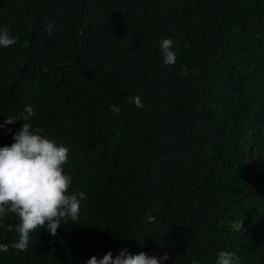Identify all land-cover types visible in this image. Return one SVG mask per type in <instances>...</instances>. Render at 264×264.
Listing matches in <instances>:
<instances>
[{"label": "trees", "instance_id": "1", "mask_svg": "<svg viewBox=\"0 0 264 264\" xmlns=\"http://www.w3.org/2000/svg\"><path fill=\"white\" fill-rule=\"evenodd\" d=\"M5 27L17 43L0 47V147L24 123L42 129L69 149L66 194L86 198L76 222L37 228L23 252L11 248L18 218H0V264L121 249L264 264V0H0ZM27 105L35 115L18 119Z\"/></svg>", "mask_w": 264, "mask_h": 264}, {"label": "clouds", "instance_id": "2", "mask_svg": "<svg viewBox=\"0 0 264 264\" xmlns=\"http://www.w3.org/2000/svg\"><path fill=\"white\" fill-rule=\"evenodd\" d=\"M52 30L51 24L46 26L49 36L52 35ZM16 43L17 40L9 35L6 27L0 30V47H10ZM173 43L172 39L160 41V53L165 65L176 63L177 54L172 50ZM187 71L185 68L182 74L187 75ZM127 99L136 107H143L139 96ZM110 110L115 114L121 111L115 105ZM34 115V108L27 105L18 119L28 120ZM14 122L13 118L6 117L4 124ZM42 131L37 128L32 132L30 125L24 123L13 134L14 143L0 147V218L5 215H15L18 218L15 231L19 234V239L11 244V248L21 252L28 248L29 234L37 228L43 229L46 225L49 236H55L63 219L70 218L72 222H76L81 201L86 198V193L82 191L66 194L70 177L64 174L62 165L67 162L69 149L42 136ZM154 219L148 216L149 221ZM13 230V226L8 225L7 231ZM8 251V244H0V252ZM168 258L166 252L156 257L143 252L133 255L127 249H121L115 257L108 251L100 259L91 257L86 264H162ZM238 261L239 257L234 253L220 251L216 264H238Z\"/></svg>", "mask_w": 264, "mask_h": 264}, {"label": "water", "instance_id": "3", "mask_svg": "<svg viewBox=\"0 0 264 264\" xmlns=\"http://www.w3.org/2000/svg\"><path fill=\"white\" fill-rule=\"evenodd\" d=\"M38 70H39V68H38Z\"/></svg>", "mask_w": 264, "mask_h": 264}]
</instances>
